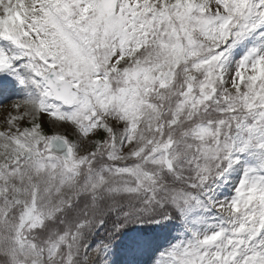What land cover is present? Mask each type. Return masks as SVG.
Here are the masks:
<instances>
[{"label":"snow or ice","instance_id":"obj_1","mask_svg":"<svg viewBox=\"0 0 264 264\" xmlns=\"http://www.w3.org/2000/svg\"><path fill=\"white\" fill-rule=\"evenodd\" d=\"M0 75V264H264V0H0Z\"/></svg>","mask_w":264,"mask_h":264},{"label":"rangeland","instance_id":"obj_2","mask_svg":"<svg viewBox=\"0 0 264 264\" xmlns=\"http://www.w3.org/2000/svg\"><path fill=\"white\" fill-rule=\"evenodd\" d=\"M1 77L0 79H2ZM12 79L11 76L8 77ZM8 97L0 104V130L5 127L4 120L12 110V105L18 102V99L25 98V89L16 84L15 87H8ZM13 93V95H12ZM47 120V118H45ZM237 174H233L230 183L222 186L219 190V198L224 199L233 195V188L237 183ZM180 223L172 224L169 227L157 230L150 236H143L139 231H134L123 238V242L117 243L112 247L110 259L113 264H153L152 257L157 250H162L168 246V242H175V238L183 236V230L178 228Z\"/></svg>","mask_w":264,"mask_h":264},{"label":"bare ground","instance_id":"obj_3","mask_svg":"<svg viewBox=\"0 0 264 264\" xmlns=\"http://www.w3.org/2000/svg\"><path fill=\"white\" fill-rule=\"evenodd\" d=\"M8 87L7 88H0V104L3 100H5V97L7 98L9 95H8ZM13 95V93H12Z\"/></svg>","mask_w":264,"mask_h":264},{"label":"trees","instance_id":"obj_4","mask_svg":"<svg viewBox=\"0 0 264 264\" xmlns=\"http://www.w3.org/2000/svg\"><path fill=\"white\" fill-rule=\"evenodd\" d=\"M135 225H136V224H130V225H128L123 231H125V230H127V229H130V228L134 227ZM109 228H110V225H109ZM123 231H122V232H123ZM121 234H122V233H121ZM121 234H118V235H117V238H118ZM100 236H101V237L104 236V232H103V231H101ZM96 242H97V241H96Z\"/></svg>","mask_w":264,"mask_h":264}]
</instances>
